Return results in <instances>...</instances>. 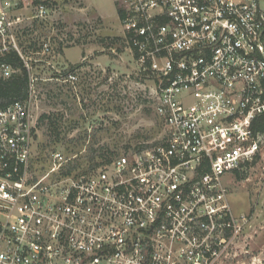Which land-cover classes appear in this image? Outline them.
Returning a JSON list of instances; mask_svg holds the SVG:
<instances>
[{
	"label": "built area",
	"instance_id": "obj_1",
	"mask_svg": "<svg viewBox=\"0 0 264 264\" xmlns=\"http://www.w3.org/2000/svg\"><path fill=\"white\" fill-rule=\"evenodd\" d=\"M56 1L0 0V57L17 52L30 78L28 96L0 108V264L237 261L242 222L223 177L262 148L264 0H115L156 130L96 166L54 151L41 169L33 66L52 48L32 57L17 36L46 25ZM15 71L0 62L3 78Z\"/></svg>",
	"mask_w": 264,
	"mask_h": 264
},
{
	"label": "rangeland",
	"instance_id": "obj_2",
	"mask_svg": "<svg viewBox=\"0 0 264 264\" xmlns=\"http://www.w3.org/2000/svg\"><path fill=\"white\" fill-rule=\"evenodd\" d=\"M55 6L46 25L32 23L17 36L21 50L32 57L42 41L52 48L42 56L49 65L33 66L32 161L45 168L51 153L60 151L76 155V169L92 167L101 159L99 152L116 157L126 144L150 137L155 118L142 100L146 82L138 80L137 65L125 49L115 0H57ZM20 12L30 16L36 11ZM73 65H78L72 69L78 78L72 82L66 76ZM238 173L241 178L237 173L223 177L229 203L242 222L239 257L224 264H264V139L255 159Z\"/></svg>",
	"mask_w": 264,
	"mask_h": 264
},
{
	"label": "trees",
	"instance_id": "obj_3",
	"mask_svg": "<svg viewBox=\"0 0 264 264\" xmlns=\"http://www.w3.org/2000/svg\"><path fill=\"white\" fill-rule=\"evenodd\" d=\"M0 62L9 63L16 69V71L7 78H3L2 76H0V108H1L5 104L13 100L25 99L28 96L30 78L26 68L23 65V61L17 52L10 51L6 53L4 56L0 57ZM75 67H78V65H73L68 70L70 71ZM148 111L150 110L148 109ZM44 116L45 115H43L41 119L44 118ZM50 123H52V121H50ZM252 129L255 134H264V114H261L254 119L252 123ZM135 137L138 139L139 134ZM128 145L129 144H126L125 147H127ZM98 154H99L98 156H100L101 159H106V160L109 159V157H107V154H105L104 152H99ZM92 158L93 156H91L89 160H92ZM97 163L98 162H95L94 164L96 165ZM80 165L81 164H79V166ZM75 167H77V165H75L73 168ZM237 175L239 176L240 174L237 173ZM239 178H241V176H239Z\"/></svg>",
	"mask_w": 264,
	"mask_h": 264
},
{
	"label": "crops",
	"instance_id": "obj_4",
	"mask_svg": "<svg viewBox=\"0 0 264 264\" xmlns=\"http://www.w3.org/2000/svg\"><path fill=\"white\" fill-rule=\"evenodd\" d=\"M88 56V55H87Z\"/></svg>",
	"mask_w": 264,
	"mask_h": 264
}]
</instances>
